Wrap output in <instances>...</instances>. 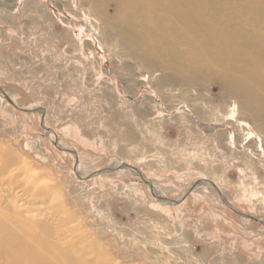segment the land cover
<instances>
[{
	"label": "rangeland",
	"instance_id": "1",
	"mask_svg": "<svg viewBox=\"0 0 264 264\" xmlns=\"http://www.w3.org/2000/svg\"><path fill=\"white\" fill-rule=\"evenodd\" d=\"M213 2L264 34V0ZM116 10L0 0V219L53 264H264L261 120L215 73L138 58Z\"/></svg>",
	"mask_w": 264,
	"mask_h": 264
},
{
	"label": "bare ground",
	"instance_id": "2",
	"mask_svg": "<svg viewBox=\"0 0 264 264\" xmlns=\"http://www.w3.org/2000/svg\"><path fill=\"white\" fill-rule=\"evenodd\" d=\"M114 1L119 16L131 19L119 35L133 45L138 58L152 57L162 68L178 72L185 66H201L210 75L215 73L226 90L243 93L242 109L260 119L264 129L263 32L245 23L233 25L226 16H218L213 0ZM204 2L211 7L208 14L201 8ZM14 230L0 219V259L7 256L6 261L53 264L52 258L37 248L38 243Z\"/></svg>",
	"mask_w": 264,
	"mask_h": 264
}]
</instances>
